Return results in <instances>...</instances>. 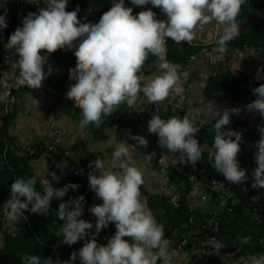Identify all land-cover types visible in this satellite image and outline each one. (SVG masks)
Returning a JSON list of instances; mask_svg holds the SVG:
<instances>
[{
    "label": "clouds",
    "instance_id": "clouds-1",
    "mask_svg": "<svg viewBox=\"0 0 264 264\" xmlns=\"http://www.w3.org/2000/svg\"><path fill=\"white\" fill-rule=\"evenodd\" d=\"M69 0H47L46 6L36 13H29L22 21V27L10 35L6 44L8 49H15L18 54L17 66L20 75L18 86L33 90L40 89L47 75L53 69L49 66L47 73L44 66L48 55L57 50H74L75 68L69 69V79L76 81L66 92V98L72 100L81 113L80 125L86 127L102 123L103 116H111L119 105L126 103L134 107L142 92L149 103H162L173 93L181 94V65L166 59V41L171 39L176 44L191 43L212 21L223 28V34L217 40L216 52L220 60L227 53V43L239 35L240 26L237 17L248 0H131L134 6L149 3L161 9L168 17L167 21L156 18L151 10L140 11L133 15V8L125 6V0H112V6L100 18L98 23L81 22L78 19L79 7L66 11ZM8 27L6 17L0 15V30ZM44 51L46 55H41ZM158 58L160 74L150 82H145L143 69L149 55ZM264 69H258L256 79ZM184 72L183 77L188 76ZM257 99L246 105L247 111L259 113L264 117V84L253 89ZM240 109L216 111L214 123V152L209 153L214 169L223 174L225 179L234 184L247 180L246 169L239 165L238 154L242 133L223 130L230 125L231 115ZM42 114V113H41ZM196 126V116L185 113L181 117L172 116L162 119L152 115L147 131L158 135L160 147H166L176 154L173 164L193 166L202 158V148L196 139L200 131ZM260 139L256 143L255 160L257 167L252 173L253 188L264 189V126H258ZM136 144L146 148L148 141L143 136H132ZM130 145L121 142L112 153L115 166L119 171L105 170L101 160L92 162L94 171L88 174L91 189L101 204L93 205L89 212L96 217V233L106 228L109 223L115 225V234L105 245L97 243L95 236L86 240L83 247L74 251L68 261L55 262L45 258V264H75L79 257L80 264H172L168 252L171 243L165 238L163 225H158L153 213L142 201L140 188L144 176L140 168L132 165L129 154ZM178 154V155H177ZM155 153L147 154L151 159ZM161 164L166 166L165 161ZM91 166V165H90ZM96 171L99 175L95 174ZM52 179L60 178L52 173ZM195 178V177H194ZM44 192L36 190V179L17 178L10 186V199L4 204L5 218L9 225L18 223L20 217H27L25 212L43 214L50 207L55 196L63 200L66 193L77 190L79 185L67 184L56 189L47 179H43ZM84 197L59 204L57 215L63 221L61 225V242L73 245L85 239L93 227L92 223L80 219L83 213ZM224 201L221 202L223 206ZM127 238V239H126ZM251 237H245L247 244ZM210 248L218 252L224 248L221 242L212 238L208 241ZM22 264H42L39 255L24 254ZM242 264H264V255H250Z\"/></svg>",
    "mask_w": 264,
    "mask_h": 264
},
{
    "label": "trees",
    "instance_id": "trees-1",
    "mask_svg": "<svg viewBox=\"0 0 264 264\" xmlns=\"http://www.w3.org/2000/svg\"><path fill=\"white\" fill-rule=\"evenodd\" d=\"M249 1L250 3L248 5L242 7L237 21L243 20L248 15L252 0ZM256 1L259 8L262 10L261 15L251 27L242 30L236 38L229 41L227 47L242 48L244 44L252 46L264 60V0ZM73 3L84 5L90 14L87 19L94 23H98L101 16L112 6V0H73ZM79 16L83 17L80 10ZM1 41L2 39L0 42ZM166 48V59L173 64L181 65V68H183L187 64L189 55L198 52L202 48V45L187 42L178 45L171 39H168ZM153 58L154 56L150 54L147 60L151 61ZM218 84L222 89H226L230 95L242 97L249 104L257 99V96L253 94V89L259 87L263 83L259 79H256L255 75L250 73H245L243 75L235 73L230 79H227L226 75L222 73L220 75H211L204 87V91L210 92L215 89ZM12 112L13 111H8L2 117V123L0 125V151H4L6 158L5 162L0 164V235L2 237L0 264H22L21 257L24 254L39 255L42 264H45V258H51L53 262H55L57 258H59L60 261H68L71 253L78 251L83 247L86 240H90L92 237L87 233L88 236L85 239H81L73 245L69 246L62 243L61 239L63 237L60 229L64 222L58 218V207L62 202L75 200L79 196H83V213L80 219L85 218L86 211L93 202L90 200L88 194L84 192V184L88 180V174L94 166L92 162L95 161V154L92 152L87 153L84 157L75 160L64 154L60 147H57L55 151H47V146L38 142L28 145V147L34 148L33 153L24 154L23 151L26 150V147L14 143L8 131V126L13 115ZM165 112V114L169 115V118L172 116L182 118L185 113L196 116V126L201 128L196 134V139L200 146L201 144H206L208 147L202 148V158L196 163L195 167L204 168L205 179L208 181L222 178L224 175L214 169L213 162L209 157V153L215 151V149H212L215 137L213 126L218 117L212 119L213 121L211 123L204 124L201 121L204 116L200 112H188L170 105L165 107ZM231 124L241 127L244 130L240 144L241 151L238 154L239 165L242 169H250L253 173L257 167L255 153L257 151L256 143L260 139V133L258 129L251 128V126L242 119L231 120L230 125ZM230 125L225 126L223 130L227 131ZM151 135L154 138V143L157 144L159 148L167 149L166 147H160L157 134L153 133ZM9 144L13 145V149L8 147ZM150 146L151 143H148L146 148L142 147L146 154H149ZM14 149L17 151H14ZM45 151L48 152L46 156V179L52 183V186L56 189H62L65 185L71 183L77 184L79 187L77 190L70 189L63 200H56L54 196L50 207L44 210L43 214H35L27 211L24 213L27 217L26 220H24V217H20L18 223L9 225L4 214V204L10 199V186L15 179L34 177L36 179V190L41 194L44 192V184L42 180L39 178L37 179V177L33 175L30 161L37 159ZM51 156L62 158L75 166L86 167L87 177L72 176L68 172L61 171L51 160ZM153 165L158 172L162 175L169 176L172 180L176 177L183 178V174L175 165L160 167L155 162H153ZM52 173H55L60 179L58 181L53 180ZM252 184L253 183H245L240 185L238 192L232 196H223L211 190L212 201L214 203H221L224 201L223 206L226 208L221 210L218 216L220 222L219 242L224 245V248L219 251L222 254L230 253L235 257L241 256L243 260L247 259L250 255H264V217L259 219L250 212L251 208L258 209L259 213L264 216V190L253 188ZM193 187V183L186 182V191H189ZM188 203L189 201L186 198L179 199L175 204L172 203L167 196H150L147 198L148 206L152 209H156L153 215L157 224L163 225L165 236L177 233L179 240L183 236H188V242L185 246L190 248L192 236L198 234V232L195 231L192 233V228H197L198 225H190L188 223V219L191 216ZM203 216L204 213L199 212L197 216H194V219L197 221V217L202 218ZM189 231L191 232L190 235H188ZM115 232V225L109 223L106 228L99 233H94L93 236H95L98 244L105 245ZM245 237H251L250 242L247 244L242 243ZM204 247L208 248L210 245L206 243ZM205 257V254L197 250H192L191 257L185 264H224L221 257L215 252H209L207 255L208 258L205 259ZM75 264H80L79 257H77ZM158 264H161V261H158Z\"/></svg>",
    "mask_w": 264,
    "mask_h": 264
},
{
    "label": "crops",
    "instance_id": "crops-1",
    "mask_svg": "<svg viewBox=\"0 0 264 264\" xmlns=\"http://www.w3.org/2000/svg\"><path fill=\"white\" fill-rule=\"evenodd\" d=\"M34 3H37V0H27L23 19L29 13L38 11V6ZM46 3L47 0H40L39 6L44 7ZM125 5L127 7L131 6V0H125ZM13 6L14 0H0V15L8 17L12 13ZM75 9L73 0H69L66 11ZM148 9H151L156 14L157 19L167 21L168 17L160 8L154 7L150 3L145 6H139L140 11ZM261 12L262 10L259 8L257 1L252 0L248 16L251 17L253 22L249 21V23L253 25L261 15ZM78 19L81 22L94 24L93 21L79 16V13ZM245 20L237 21L240 31L249 28L248 22ZM22 21L18 27H22ZM222 34L223 28L217 25L215 21L205 25L202 31H197V35L191 43L201 44L202 48L195 53V59H188L187 64L179 69L183 92L181 94L173 93L172 96L188 112H200L204 117L210 118L217 116L216 111L222 114L225 109L238 108L240 109L239 113L232 114L231 120L246 118L250 126L251 123L263 126L261 118L259 119L258 117L259 113L252 112L250 117H243L247 104L243 101V98L231 99L230 96L222 94L216 88L210 92L204 91V87L214 71H232L240 75L250 73L257 76L258 69H264V60L258 55L256 50L251 48L236 51L227 47V53H224L223 59L220 60L219 53L215 51L217 44L212 40L216 35ZM2 36L3 30H0V40ZM74 50L75 48L73 50L61 49L52 54H47L48 59L44 66V71L47 73L49 66L53 71L51 75H47L40 89L33 90L26 86H21L19 90L13 91L11 96H6L0 84V125L2 117L8 111H13L8 131L14 143L22 147H27L34 142L43 143L46 146L56 145V147L62 149L64 154L75 160L92 152L95 154V160H101L105 170L111 171H119L113 161L112 153L121 142H126L130 145L129 154L132 157V165L140 168L144 176V184L140 188L142 201L154 213L156 209L148 206L147 198L150 196H168L171 194V189L163 175L153 165L152 160L147 158L144 149L131 138L132 136H139L136 107L129 108L126 103H123L119 105L117 111L111 116H103L99 127L91 123L86 127H81L80 120L82 117L79 108L74 105L72 100L66 98V92L69 87L76 82L69 79V69L76 66ZM41 55H46V53L42 51ZM18 59V54H16L14 60L6 66L3 72L4 77L10 78L20 75V69L17 66ZM184 72L189 73L187 77H183L182 74ZM159 74L157 63L152 71L143 74L145 82H150L154 76ZM260 75L264 77V72H261ZM259 80L264 84V78ZM139 101L143 102L147 114L151 116L150 105L152 103H149L146 97ZM165 113L164 108L162 118L168 119L169 115ZM256 117H258V121L255 120ZM60 127H64L65 132L60 142L55 144L53 141L55 131ZM46 160V155L42 154L37 159L30 161L33 167V175L37 179L38 176H40V180L46 179ZM59 160L62 163L66 162L62 158ZM94 168L95 166H93L91 172L94 171ZM95 174L99 175V172L96 171ZM84 192L88 194L93 202L86 211V219L93 225V214L89 212V208L93 205L101 204L102 200L97 198L95 192L91 189L89 180L84 184ZM194 195V193H188L187 200L189 202L194 201L196 199ZM178 237L177 233L165 236L171 242L168 246V252L172 256V264H185L190 259L192 250H196L195 241L192 240L190 248H187L177 243ZM1 244L2 237L0 235Z\"/></svg>",
    "mask_w": 264,
    "mask_h": 264
},
{
    "label": "built area",
    "instance_id": "built-area-1",
    "mask_svg": "<svg viewBox=\"0 0 264 264\" xmlns=\"http://www.w3.org/2000/svg\"><path fill=\"white\" fill-rule=\"evenodd\" d=\"M27 0H14V6L12 13L6 17V22L8 24V27L3 29V36L2 41L0 42V84L3 89V93L6 96H11L13 91H17L21 88V86H18L16 81L19 76H13L10 78L4 77L3 72L6 68V66L11 63L14 60L15 55L17 54L16 50L8 49L6 44L8 42V39L10 35L18 28L20 22L23 19L24 15V8L26 6ZM250 3L248 0L247 5ZM75 7H79V10L82 12L83 17L87 18L90 14L88 13L86 7L84 5H81L79 3H75ZM129 7L133 8V14L136 15L140 12L139 6L131 5ZM221 35H216L213 38V42L216 43ZM168 41V40H167ZM166 41V42H167ZM183 43V42H181ZM180 43V44H181ZM217 44V43H216ZM254 49V47L244 44L242 48H233L236 51H239L240 49ZM257 51V50H256ZM189 60L195 59V53L189 55ZM170 62L169 60H167ZM159 63V60L157 57L154 56V58L151 61H146L143 74L152 71L155 68V65ZM224 73L226 75L227 79H230L235 75L236 72L232 71H221L217 70L214 71L212 75H220ZM20 74V71H19ZM217 87L219 88L220 85L218 84ZM144 94L140 93L139 98L136 102V118H137V131L139 136H143L147 139L148 143H151L149 154L155 153L154 156H152L151 160L152 162H155L160 167H169L171 165H174L172 162L174 159H176V154L169 152L167 149L159 148L157 144L154 143L153 136L147 131L148 123L146 121L147 116V110L146 107L143 105V102H140L139 100L144 98ZM173 106L177 109L184 110L182 107V104L174 99L172 95H170L166 100H164L162 103H155L150 105L151 109V117L152 115H159L162 114V111L166 106ZM202 123L209 124L213 120L212 119H201ZM120 129V127L118 126ZM234 130L239 133H243L244 130L241 127H237L233 124L230 125L228 130ZM65 132L64 127H60L56 129L55 131V137H54V143L57 144L60 142L62 135ZM9 148L13 149V145L9 144ZM57 149L56 145H48L47 151H55ZM214 150V145L213 148ZM14 151H17L14 149ZM34 148L26 147V150L23 151V153H33ZM45 151L42 154L48 155V152ZM41 154V155H42ZM5 153L4 151H0V164L5 162ZM60 158H55L51 156V160L55 163L56 166L60 168L63 172H68L72 176H79V177H87V168L83 166H75L73 164H70L68 162L62 163ZM58 160V161H57ZM166 162V166L164 164H161V161ZM176 168L183 174V178L176 177L175 179H171L167 175H163L166 183L169 185L171 189V194H169L167 197H169V200L172 203H176L179 199H187L188 193H197L196 199L194 201H190L188 203V209L191 212V216L188 219V223L190 225L197 224V232L198 234H195L192 236L193 239H197L198 243L195 242L196 250L198 252H201L206 255L205 259H207V255L209 252H214L210 247L206 248L204 247L206 243L212 238H215L216 241L219 242V212L221 210L226 209L224 206H221V203H214L211 199L212 192L216 191L220 193L223 196H232L236 194L240 188V184H234L225 179L223 176L220 179H212L210 181L205 179V171L204 168H197L193 166L191 163H186L184 165L177 164L175 165ZM195 177V178H194ZM186 182H191L194 184V187L190 189L189 191L185 190ZM210 188V189H209ZM199 212L204 213V216L202 218L197 217V221L194 219V216H197ZM250 212L256 213V217L261 219L264 217L261 213H259L258 209H250ZM96 219V217H95ZM193 233V232H192ZM191 232L189 231L188 235H190ZM188 242V236H183L180 238V240L177 242L181 246H185V244ZM2 245V244H1ZM0 245V248H1ZM220 257H225L229 259V264H240L243 261V257L241 256H230V253L222 254L220 251L215 252Z\"/></svg>",
    "mask_w": 264,
    "mask_h": 264
},
{
    "label": "rangeland",
    "instance_id": "rangeland-1",
    "mask_svg": "<svg viewBox=\"0 0 264 264\" xmlns=\"http://www.w3.org/2000/svg\"><path fill=\"white\" fill-rule=\"evenodd\" d=\"M249 14V13H248ZM244 19H246L245 21H247L248 23V27H251L252 26V24L251 23H249V21H252V19H251V17H249L248 15L244 18ZM253 22V21H252ZM250 24V25H249ZM254 24V23H253ZM242 31V30H241ZM240 31V32H241ZM239 32V33H240ZM216 89H218V91H220L222 94H224V95H228V96H230V98L231 99H241L242 97H236V96H232V95H230L229 93H228V91L226 90V89H222V87H216ZM243 101L244 102H246L247 103V101L243 98ZM246 105H248V103L246 104ZM175 110V109H174ZM248 114H249V116H248ZM252 114V112H249V111H247V108H246V112H245V114H243V117H250V115ZM165 115V114H164ZM159 116L162 118L163 117V114L161 115V114H159ZM166 116V115H165ZM217 116H213V117H210V118H207L206 116L204 117V118H206V119H214V118H216ZM258 117H259V119L261 118V121L263 122V126H264V117H261L260 116V114H258ZM258 117H256L255 118V120H257L258 121ZM151 119V116H147V119H146V121H147V123H149V120ZM163 119V118H162ZM165 120H167V119H165ZM233 120V119H232ZM243 121H245L247 124H249V122L246 120V118L245 119H242ZM261 122V123H262ZM258 126H260V125H255L254 123H251V128H253V129H258ZM201 147L202 148H206V147H208L206 144H201ZM178 155V154H177ZM247 170V172H246V175H247V180L245 181V182H243V183H241L240 185H242V184H251V183H253L254 181H253V177H252V171L250 170V169H246ZM32 173L34 174V172H33V167H32ZM40 176H38V178H39ZM43 177V176H42ZM41 177V179H43ZM264 190V189H263ZM198 193V192H197ZM197 193H195V195L194 196H196L197 195ZM251 214L252 215H254V216H257L256 215V213H252L251 212ZM84 220H86L87 221V219H86V216H85V218H84ZM93 221H94V223H93V227L91 228V229H89L88 231V233H89V235H90V237H92L93 235H94V233H96V229H95V223H96V219H95V216L93 215ZM193 230H192V232H197V228L196 227H194V228H192ZM178 241H179V237H178ZM193 241H195V242H197L198 243V241H197V239H193ZM230 256H234V255H232V254H229ZM221 259L223 260V263L224 264H229L230 262H229V259L228 258H225V257H221Z\"/></svg>",
    "mask_w": 264,
    "mask_h": 264
}]
</instances>
